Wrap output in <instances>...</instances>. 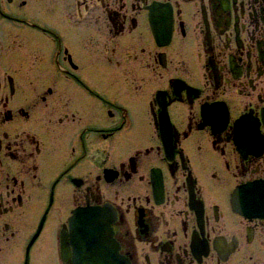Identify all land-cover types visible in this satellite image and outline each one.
<instances>
[{
  "label": "flooded vegetation",
  "instance_id": "obj_1",
  "mask_svg": "<svg viewBox=\"0 0 264 264\" xmlns=\"http://www.w3.org/2000/svg\"><path fill=\"white\" fill-rule=\"evenodd\" d=\"M10 25L38 46L0 42V264H83V235L264 264V0H0Z\"/></svg>",
  "mask_w": 264,
  "mask_h": 264
},
{
  "label": "bare ground",
  "instance_id": "obj_2",
  "mask_svg": "<svg viewBox=\"0 0 264 264\" xmlns=\"http://www.w3.org/2000/svg\"><path fill=\"white\" fill-rule=\"evenodd\" d=\"M243 122V121H242ZM241 122V123H242ZM217 123H214L213 126H216ZM249 127H247V130L250 131L251 129L252 130V133H253V136H254V139L256 140V135H255V128L252 124H248ZM251 125V126H250ZM223 126V124H222ZM246 127H244V130H245ZM238 137L240 139L243 138V131L239 128L238 126ZM250 148L249 149H252L253 147L252 146H249ZM258 192L260 193V195H264V188H261V189H257ZM257 190H254V191H257ZM248 190L246 188H242L240 190H238V194L236 195L235 194V200L237 201L238 198H241V197H244L248 194ZM237 198V199H236ZM254 206V205H252ZM90 211H94L95 210H90ZM90 216L92 217V219L94 217H99L100 216V213L99 212H95V213H91L89 212ZM93 221V220H92ZM107 222H104V221H98V220H94L91 224V226H87L86 225H83L82 227L85 228V234H87L88 232L92 233L93 231L96 233V234H99L101 238H98V239H102L104 240L105 244H106V249L109 250V248H111V243L112 242V238L110 237V230H108V227H107V224H105ZM82 239V248L84 249L83 252H86V249L87 250H91L92 247H85L86 246V240L88 238V235H83L80 237ZM81 243V242H80ZM93 251V252H92ZM105 249L104 248H101L100 246L97 245V243L94 244L93 246V249L91 250V254L86 252V255L88 257V259L86 261H83V264H86V263H94V262H97V264H104V263H101L100 259H103V256L105 253ZM119 264V263H118Z\"/></svg>",
  "mask_w": 264,
  "mask_h": 264
},
{
  "label": "rangeland",
  "instance_id": "obj_3",
  "mask_svg": "<svg viewBox=\"0 0 264 264\" xmlns=\"http://www.w3.org/2000/svg\"><path fill=\"white\" fill-rule=\"evenodd\" d=\"M0 42L12 43V46L22 45L25 50L34 49L38 46V32L23 26L10 25L6 31L0 28Z\"/></svg>",
  "mask_w": 264,
  "mask_h": 264
},
{
  "label": "water",
  "instance_id": "obj_4",
  "mask_svg": "<svg viewBox=\"0 0 264 264\" xmlns=\"http://www.w3.org/2000/svg\"><path fill=\"white\" fill-rule=\"evenodd\" d=\"M91 213H95L94 211H89ZM93 249V247L91 248V250ZM91 250H90V254H91ZM93 252V251H92ZM91 256V255H90Z\"/></svg>",
  "mask_w": 264,
  "mask_h": 264
}]
</instances>
